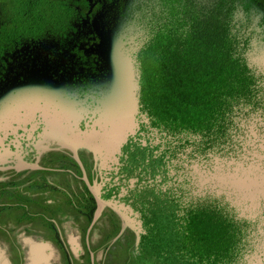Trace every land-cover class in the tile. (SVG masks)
<instances>
[{"label":"flooded vegetation","instance_id":"af4514ba","mask_svg":"<svg viewBox=\"0 0 264 264\" xmlns=\"http://www.w3.org/2000/svg\"><path fill=\"white\" fill-rule=\"evenodd\" d=\"M57 2L53 18L0 5V264H123L129 234L131 264H264V0H195L220 13L226 42L209 67L227 88L197 114L160 103L171 100L158 70L171 65L141 80L160 0ZM117 42L132 59L134 133L114 161L85 148L76 160L58 142L59 112L92 123ZM95 191L134 224L108 206L92 223Z\"/></svg>","mask_w":264,"mask_h":264},{"label":"trees","instance_id":"16d2710c","mask_svg":"<svg viewBox=\"0 0 264 264\" xmlns=\"http://www.w3.org/2000/svg\"><path fill=\"white\" fill-rule=\"evenodd\" d=\"M6 2L10 9L16 10V14L26 13V16L44 17L45 6L61 9L57 0H0V5L6 8ZM164 14H159L162 23L155 30L154 37L140 51V67L142 69L141 80H148L151 73L150 66L171 65L172 69L158 70L168 79L164 80V89L169 96L170 102L165 98L160 103H169L171 113L195 114L200 112V101L211 100L215 92L218 95L227 91L225 88V71L211 69L212 60L216 49L224 48L226 37L221 31H216V20H220V13L207 4L196 3L195 0H160ZM14 4V6H13ZM221 6V4H219ZM16 8V9H15ZM218 38V39H217ZM228 40V38H227ZM225 61H221L222 58ZM228 55L218 54V65L227 64ZM215 84V76H218ZM215 85L217 87H215ZM146 87L145 85L143 88ZM148 88V87H147ZM219 112L221 106H218ZM196 113V114H197ZM114 234H112L113 236ZM125 250L127 251V264H131L132 237ZM150 240L143 236L139 245V255L147 260V249ZM162 250L157 249V252Z\"/></svg>","mask_w":264,"mask_h":264},{"label":"water","instance_id":"95a60500","mask_svg":"<svg viewBox=\"0 0 264 264\" xmlns=\"http://www.w3.org/2000/svg\"><path fill=\"white\" fill-rule=\"evenodd\" d=\"M108 57L111 73L110 83L105 93L101 95L99 105L93 111L92 123L87 124L85 129L81 130L79 129L80 117L70 111L64 113V109L59 112L67 118L60 123L58 142L71 149L75 158L76 150L85 148L90 150L94 158L100 162L103 160L114 161L120 147L134 133L136 127L137 100L131 67L132 59L124 48V44L120 42L110 46ZM94 196L97 208L92 223L98 219L102 209L108 206L124 220V225L131 227L130 225L134 224H131L112 202L100 199L97 191L94 192ZM129 211L131 212L130 209ZM140 232L137 230L134 233L135 246L139 243Z\"/></svg>","mask_w":264,"mask_h":264},{"label":"rangeland","instance_id":"374dc122","mask_svg":"<svg viewBox=\"0 0 264 264\" xmlns=\"http://www.w3.org/2000/svg\"><path fill=\"white\" fill-rule=\"evenodd\" d=\"M2 12L3 14L5 13V7H2ZM13 9V8H12ZM43 13L46 15V16H49V17H55L58 15L59 11L56 10L55 7H52V6H45L43 9ZM14 13V9H13V12ZM50 21H53V22H56V20L54 19H49ZM51 28H54L53 26H51ZM117 251L120 253V257H123V264H127V261H126V258H127V251L122 247V248H119L117 249Z\"/></svg>","mask_w":264,"mask_h":264},{"label":"bare ground","instance_id":"6f19581e","mask_svg":"<svg viewBox=\"0 0 264 264\" xmlns=\"http://www.w3.org/2000/svg\"><path fill=\"white\" fill-rule=\"evenodd\" d=\"M61 119V118H60ZM59 123H61V120H60V122ZM60 125V124H59Z\"/></svg>","mask_w":264,"mask_h":264}]
</instances>
